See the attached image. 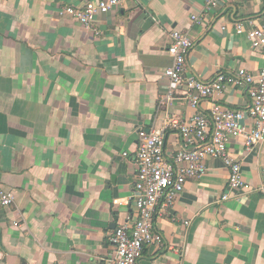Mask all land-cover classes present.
I'll list each match as a JSON object with an SVG mask.
<instances>
[{
    "label": "crops",
    "instance_id": "obj_1",
    "mask_svg": "<svg viewBox=\"0 0 264 264\" xmlns=\"http://www.w3.org/2000/svg\"><path fill=\"white\" fill-rule=\"evenodd\" d=\"M88 1L0 0V185L15 196L0 207V264H109L113 231L135 215L138 130L165 126L171 156L182 147L172 120L211 101L247 108V87L236 85L197 109L183 83L166 101L171 30L193 43L184 76L264 68V47L234 29L260 25L264 0H221L200 23L190 16L204 0H124L95 16L98 34L60 13ZM229 150L244 187L220 200L227 170L206 158L203 175L156 207L162 244L144 245L138 264H264V140L247 148L239 136Z\"/></svg>",
    "mask_w": 264,
    "mask_h": 264
},
{
    "label": "built area",
    "instance_id": "obj_2",
    "mask_svg": "<svg viewBox=\"0 0 264 264\" xmlns=\"http://www.w3.org/2000/svg\"><path fill=\"white\" fill-rule=\"evenodd\" d=\"M123 1H88L81 8L66 5L60 13L76 18L86 30L98 34L95 16L114 11ZM220 2L204 0L202 10L192 14L191 21L202 22ZM234 29L236 33H245L252 48L264 47V21L247 31L243 30L241 23H235ZM169 38L167 53L171 62L162 72L167 82L166 101L173 98L174 90L183 83L185 98L194 109L199 108L201 99L212 98L226 85L246 86L250 102L245 110H240L211 101L206 113L196 111L183 122L172 120L170 123L178 128L182 147L171 156L165 152V126L138 130L134 155L136 181L132 196L135 215L131 222L120 223L113 231L111 241L114 248L107 257L109 264H138L144 245L162 244V235L154 226L156 207L158 204L171 206L189 178L203 175L207 171L206 158L220 159L227 170V189L220 200H227L243 188L241 164L230 152L229 143L242 136L245 146L251 148L264 140V68L251 73L241 67L234 73H217L208 81L193 75L184 76L192 40L187 32L178 29L171 30ZM164 101L162 98L161 103ZM245 119L249 120L248 125L244 124ZM14 199L13 192L0 185V207H8ZM188 223L184 221V224ZM13 224L19 226L17 221Z\"/></svg>",
    "mask_w": 264,
    "mask_h": 264
}]
</instances>
